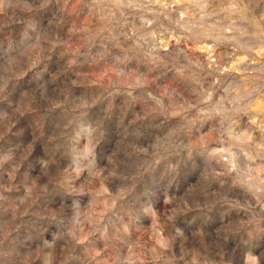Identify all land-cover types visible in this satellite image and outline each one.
<instances>
[{
  "label": "clouds",
  "instance_id": "obj_1",
  "mask_svg": "<svg viewBox=\"0 0 264 264\" xmlns=\"http://www.w3.org/2000/svg\"><path fill=\"white\" fill-rule=\"evenodd\" d=\"M0 264H264V0H0Z\"/></svg>",
  "mask_w": 264,
  "mask_h": 264
}]
</instances>
